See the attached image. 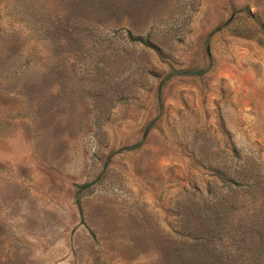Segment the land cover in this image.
<instances>
[{"label": "rangeland", "instance_id": "rangeland-1", "mask_svg": "<svg viewBox=\"0 0 264 264\" xmlns=\"http://www.w3.org/2000/svg\"><path fill=\"white\" fill-rule=\"evenodd\" d=\"M0 264H264V0H0Z\"/></svg>", "mask_w": 264, "mask_h": 264}]
</instances>
